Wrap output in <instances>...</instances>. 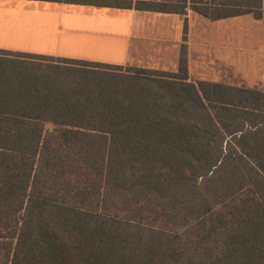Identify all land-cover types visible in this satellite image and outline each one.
Returning a JSON list of instances; mask_svg holds the SVG:
<instances>
[{
  "label": "trees",
  "instance_id": "obj_1",
  "mask_svg": "<svg viewBox=\"0 0 264 264\" xmlns=\"http://www.w3.org/2000/svg\"><path fill=\"white\" fill-rule=\"evenodd\" d=\"M211 20L264 0H34ZM0 264H264V89L0 49Z\"/></svg>",
  "mask_w": 264,
  "mask_h": 264
},
{
  "label": "crops",
  "instance_id": "obj_2",
  "mask_svg": "<svg viewBox=\"0 0 264 264\" xmlns=\"http://www.w3.org/2000/svg\"><path fill=\"white\" fill-rule=\"evenodd\" d=\"M52 5L56 6L54 9L63 11L61 19L56 20L52 25L36 24L33 21L37 16L35 12L50 13L53 9ZM13 10L16 11V14L10 13ZM189 12L197 15L199 20L192 22ZM13 15L15 18H12ZM71 17L78 18L79 23L68 25L67 19ZM246 19L248 20L246 21ZM260 22L264 26L263 20H256L251 15L211 20L192 11L189 4L186 13L182 15L140 11L133 8L112 9L67 3L52 4L34 0H0V48L118 66L176 72L180 58H177V43L181 41L182 45H187V31L188 29L190 31L192 23H194V27L197 26L205 32L204 47L214 49L215 52L223 56L224 58L218 60L225 65L229 61L235 63L237 60L235 53L244 50V45L238 41V38H241L244 33L243 28L252 27L254 23ZM211 29L214 30L212 31L214 35L212 34V38H209L206 32L211 33ZM1 36L11 42L2 40ZM214 36L217 38L216 41ZM28 37H34L38 41H51L52 45L43 48L42 46L33 47L32 44H23L28 42ZM205 39H211V41L206 42ZM64 45L79 46L94 53L87 55L68 52L64 50ZM155 54L167 58L161 63L167 62L168 56H170L169 63L173 68L159 67V65L156 67L146 66L138 63L143 58ZM217 61L212 60L208 55L201 65L204 68L212 67V63ZM191 63V56L188 55V68L191 67ZM189 80L192 81L190 77ZM199 81L221 83L204 79L192 82Z\"/></svg>",
  "mask_w": 264,
  "mask_h": 264
},
{
  "label": "rangeland",
  "instance_id": "obj_3",
  "mask_svg": "<svg viewBox=\"0 0 264 264\" xmlns=\"http://www.w3.org/2000/svg\"><path fill=\"white\" fill-rule=\"evenodd\" d=\"M151 1H173V0H151ZM54 4V3H52ZM53 9L48 12H42L38 13L35 12L37 16L33 19V21L36 24H54L56 20H60L63 16V11H60L56 8L55 5H52ZM10 13L16 14V11H10ZM190 16V20L193 22L194 20H199L197 15H195L192 12L188 13ZM12 18H15V15L12 16ZM251 19V18H250ZM248 19H246L247 21ZM79 19L76 17H71L70 19H67L68 25H75L79 23ZM78 22V23H77ZM244 33L241 36V38H238V41H241V44L244 45L243 51H237L235 53V57L237 60H235V63L232 61H229L227 64H221L219 62L220 59H222L223 56L219 55L217 52H215L214 49H207L204 46V30L195 26L194 23H192V27L189 31H187V45H182V42L180 41L177 43V58L180 57L183 49L186 51V58L188 55L191 56V67L188 68V75L192 81H197L199 79H204L208 81H215V82H221V83H227L232 85H241L248 88H257V89H264V26L260 23H254L252 27H245ZM206 32L209 36V38H212V34L214 33ZM190 32V35H189ZM44 35V34H42ZM41 36V34H40ZM73 38V37H72ZM2 40H6L9 43V39L7 40L5 37L1 36ZM28 42H24L23 44L29 45L32 44L33 47H39L42 46L43 48H46L47 45H52L49 42L44 41H38L34 37H28ZM75 39V38H73ZM214 39L216 41L217 38ZM185 40V41H186ZM206 42H210L211 39L206 40ZM214 41V40H213ZM212 41V42H213ZM175 46V44H174ZM173 46V47H174ZM1 49V48H0ZM64 50L68 52H74L79 54H89L91 55V51L85 50L82 47L79 46H66L64 45ZM248 50V51H247ZM210 55V58L212 60H218L217 62L212 63V67H203L201 64H203V60ZM212 55V56H211ZM224 58V57H223ZM167 58H162V56H157V54L153 56H148L146 58H143L138 62L139 64L146 65V66H158L159 67H165L172 69L173 66H170L169 59H171L170 56H168L167 62L161 63L163 60Z\"/></svg>",
  "mask_w": 264,
  "mask_h": 264
}]
</instances>
